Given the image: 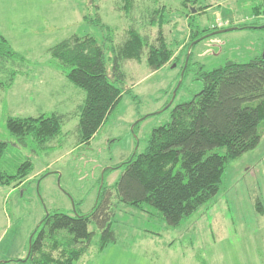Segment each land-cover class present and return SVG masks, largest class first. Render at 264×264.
Instances as JSON below:
<instances>
[{
	"label": "rangeland",
	"instance_id": "1",
	"mask_svg": "<svg viewBox=\"0 0 264 264\" xmlns=\"http://www.w3.org/2000/svg\"><path fill=\"white\" fill-rule=\"evenodd\" d=\"M256 1L199 0L196 7L209 8L196 15L195 30L202 38L194 42L198 44L184 77L191 33L190 9L181 0H131L130 13L127 0H0V33L27 59L0 70V141L8 143L0 171L16 175L25 161L34 165L24 183L0 186V264L27 259L35 231L47 214L90 213L103 183L110 187L122 174L117 169L105 175V170L145 153L153 130L169 123L172 110L201 91V70L264 56L263 28L221 32L230 25L254 22ZM157 7L166 9L163 32L175 52L172 62L153 71L146 57L141 62L123 60L126 81L118 107L88 144L79 145V106L86 93L59 71L48 50L73 35H90L104 46L111 70L116 49L127 41L130 28L156 39L158 27L149 26L146 18ZM259 20L264 23V16ZM12 70L19 71L13 86L2 87ZM55 113L68 119L62 135L44 150L31 141L28 147L17 146L7 130L9 116ZM145 117L149 118L134 132V125ZM258 203L264 209V133L257 148L227 166L219 193L179 226L166 224L152 207L142 211L120 202L113 192L111 229L116 242L99 250L102 231L91 221L92 246L76 264H264V214L257 211Z\"/></svg>",
	"mask_w": 264,
	"mask_h": 264
},
{
	"label": "trees",
	"instance_id": "2",
	"mask_svg": "<svg viewBox=\"0 0 264 264\" xmlns=\"http://www.w3.org/2000/svg\"><path fill=\"white\" fill-rule=\"evenodd\" d=\"M130 1L127 0L125 7L128 13L132 10ZM181 2L190 9L187 17L191 41L186 46L182 68L190 53L185 77L193 49L198 44L193 43L202 38V32L195 30L196 15L205 13L209 6L196 7L199 0ZM165 10V7H157L147 15L148 25L158 27L154 41L130 28L127 41L116 49L111 70L104 46L90 35H73L48 50L59 71L86 93L79 106V145L88 144L118 107L126 81L121 69L123 60L141 62L146 57V63L153 71L172 62L175 52L163 32ZM252 12L256 18L254 22L230 25L227 29L258 30L262 26L264 29V23L259 20L264 16V0H257ZM98 20L90 22L99 23ZM26 62L27 59L0 33V70H6L10 63ZM9 74V81L1 83L2 87L11 88L19 71L12 70ZM200 78L203 83L201 91L193 100L177 105L171 112L169 123L153 130L145 153L135 154L126 162L105 170V175L117 169L122 170V174L110 187L103 183L100 198L90 213L75 216L60 212L47 214L35 231L25 262L11 260L1 264L12 261L76 264L92 246L91 221L96 222L102 231L99 250L115 243L116 236L111 229L113 192L120 202L135 209L144 211L145 207H152L172 227L181 225L214 198L220 191L227 166L261 143L264 133L261 130L264 124V56L247 63L228 61L213 70H201ZM148 118L137 122L134 132ZM67 119V115L57 113L38 118L9 116L6 126L17 146L28 147L31 141L39 150H44L48 143L62 135V126ZM7 149L8 143L0 141V160ZM33 171L31 160L22 163L16 175L0 171V186L20 185ZM256 209L264 214L259 203Z\"/></svg>",
	"mask_w": 264,
	"mask_h": 264
},
{
	"label": "water",
	"instance_id": "3",
	"mask_svg": "<svg viewBox=\"0 0 264 264\" xmlns=\"http://www.w3.org/2000/svg\"><path fill=\"white\" fill-rule=\"evenodd\" d=\"M259 28H263V26L262 27H259ZM235 30V28H230V29H226V30H224V31H222L223 33L224 32H232V31H234ZM193 44H195V43H193ZM189 58H190V53H188V55H187V60H186V64H185V68L187 67V65H188V61H189ZM184 75V73H182V76ZM180 86V85H179ZM179 88V87H178ZM178 90V89H177ZM177 90L174 92V98L176 97V94H177ZM23 262H25V260H22Z\"/></svg>",
	"mask_w": 264,
	"mask_h": 264
},
{
	"label": "built area",
	"instance_id": "4",
	"mask_svg": "<svg viewBox=\"0 0 264 264\" xmlns=\"http://www.w3.org/2000/svg\"><path fill=\"white\" fill-rule=\"evenodd\" d=\"M223 24H220V26H222ZM224 26H227V25H224Z\"/></svg>",
	"mask_w": 264,
	"mask_h": 264
},
{
	"label": "crops",
	"instance_id": "5",
	"mask_svg": "<svg viewBox=\"0 0 264 264\" xmlns=\"http://www.w3.org/2000/svg\"><path fill=\"white\" fill-rule=\"evenodd\" d=\"M90 251V250H89Z\"/></svg>",
	"mask_w": 264,
	"mask_h": 264
}]
</instances>
